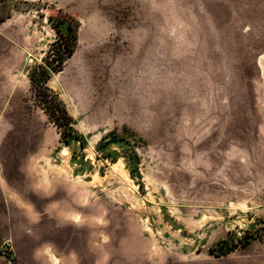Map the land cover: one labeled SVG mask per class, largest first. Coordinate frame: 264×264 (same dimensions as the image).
Returning a JSON list of instances; mask_svg holds the SVG:
<instances>
[{
    "label": "rangeland",
    "instance_id": "rangeland-1",
    "mask_svg": "<svg viewBox=\"0 0 264 264\" xmlns=\"http://www.w3.org/2000/svg\"><path fill=\"white\" fill-rule=\"evenodd\" d=\"M69 23L71 135L32 81ZM263 227L264 0H0V264H264Z\"/></svg>",
    "mask_w": 264,
    "mask_h": 264
},
{
    "label": "trees",
    "instance_id": "trees-1",
    "mask_svg": "<svg viewBox=\"0 0 264 264\" xmlns=\"http://www.w3.org/2000/svg\"><path fill=\"white\" fill-rule=\"evenodd\" d=\"M77 42L78 28L75 24L69 23L68 33L59 31L57 39L52 43V47L47 53L45 64L39 65L32 77V81L35 83L34 89L37 104L48 113L57 126L69 127L70 135L72 134L71 125L73 119L61 102L58 94H56L47 83L50 78L49 69L53 71L61 70L65 60L70 58L74 53Z\"/></svg>",
    "mask_w": 264,
    "mask_h": 264
},
{
    "label": "water",
    "instance_id": "water-1",
    "mask_svg": "<svg viewBox=\"0 0 264 264\" xmlns=\"http://www.w3.org/2000/svg\"><path fill=\"white\" fill-rule=\"evenodd\" d=\"M4 253H6V252L4 251Z\"/></svg>",
    "mask_w": 264,
    "mask_h": 264
}]
</instances>
